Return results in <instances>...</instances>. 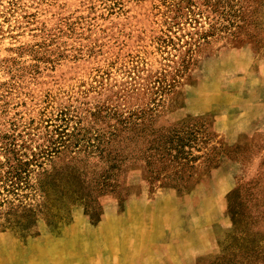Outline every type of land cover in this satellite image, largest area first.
I'll use <instances>...</instances> for the list:
<instances>
[{"label":"rangeland","instance_id":"374dc122","mask_svg":"<svg viewBox=\"0 0 264 264\" xmlns=\"http://www.w3.org/2000/svg\"><path fill=\"white\" fill-rule=\"evenodd\" d=\"M174 1L0 0V132L104 105L122 161L104 193L88 150L0 184V264H264V0Z\"/></svg>","mask_w":264,"mask_h":264},{"label":"trees","instance_id":"16d2710c","mask_svg":"<svg viewBox=\"0 0 264 264\" xmlns=\"http://www.w3.org/2000/svg\"><path fill=\"white\" fill-rule=\"evenodd\" d=\"M202 1L206 3L205 6L211 3L210 0ZM195 2V0H175L172 19L185 16L194 21L197 9ZM86 113L89 121L77 119L76 115H70L69 112H61L55 121L47 122L45 133L41 136L31 126L26 127L23 134H16L14 129L0 132V154L3 156L0 162V184L4 190L6 189L5 192L20 197L30 189L31 177L35 173L38 174L47 161L65 152L78 155L86 150L92 158L103 164L98 175L100 188L96 191L103 193L113 191L118 177L122 174L120 152L115 151L119 136L116 111L102 105ZM111 120L114 121L113 124H110ZM157 143L159 148L154 153L163 159L170 145L159 140ZM162 145L164 154L161 150ZM74 175L82 186L80 191L85 190L84 173L76 172ZM91 175L95 176L94 181L89 179L88 184L97 182L96 175L93 173ZM94 189L95 186L90 191L94 192Z\"/></svg>","mask_w":264,"mask_h":264}]
</instances>
